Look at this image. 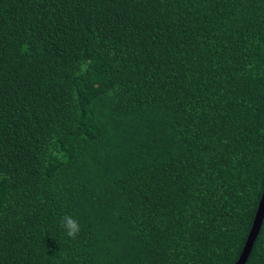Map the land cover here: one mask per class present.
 <instances>
[{
    "label": "trees",
    "instance_id": "1",
    "mask_svg": "<svg viewBox=\"0 0 264 264\" xmlns=\"http://www.w3.org/2000/svg\"><path fill=\"white\" fill-rule=\"evenodd\" d=\"M263 188L264 0H0V264H235Z\"/></svg>",
    "mask_w": 264,
    "mask_h": 264
},
{
    "label": "water",
    "instance_id": "2",
    "mask_svg": "<svg viewBox=\"0 0 264 264\" xmlns=\"http://www.w3.org/2000/svg\"><path fill=\"white\" fill-rule=\"evenodd\" d=\"M264 218V188H263V192L260 198V201L258 203V208L256 210L254 219L252 221V225L250 228V231L247 235L245 244L243 246L242 252L239 256V259L237 260V262L235 264H245L248 256L252 250L254 241L258 235V232L260 230L262 221Z\"/></svg>",
    "mask_w": 264,
    "mask_h": 264
},
{
    "label": "clouds",
    "instance_id": "3",
    "mask_svg": "<svg viewBox=\"0 0 264 264\" xmlns=\"http://www.w3.org/2000/svg\"><path fill=\"white\" fill-rule=\"evenodd\" d=\"M61 226L64 228L68 237L75 239L80 232L79 222L71 215H64L61 220Z\"/></svg>",
    "mask_w": 264,
    "mask_h": 264
}]
</instances>
